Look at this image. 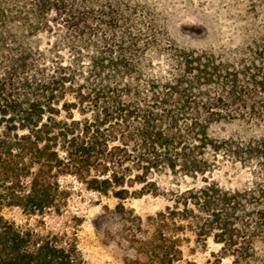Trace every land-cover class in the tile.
I'll return each mask as SVG.
<instances>
[{
    "label": "trees",
    "instance_id": "obj_1",
    "mask_svg": "<svg viewBox=\"0 0 264 264\" xmlns=\"http://www.w3.org/2000/svg\"><path fill=\"white\" fill-rule=\"evenodd\" d=\"M235 36L182 42L149 0H0V264H87L74 231L1 211L61 214V175L119 199L138 264H196L186 231L264 264V24ZM229 164L242 185L215 175ZM149 193L171 203L125 207Z\"/></svg>",
    "mask_w": 264,
    "mask_h": 264
},
{
    "label": "rangeland",
    "instance_id": "obj_2",
    "mask_svg": "<svg viewBox=\"0 0 264 264\" xmlns=\"http://www.w3.org/2000/svg\"><path fill=\"white\" fill-rule=\"evenodd\" d=\"M167 16L168 26L176 39L191 44H206L219 38L234 37L239 29L252 21L264 24V0H149ZM248 16L250 22L243 21ZM257 15L258 18H257ZM244 17V16H243ZM237 32V33H236ZM238 40L240 37L237 38ZM236 39V40H237ZM63 114V113H62ZM215 175L228 186L242 185L245 174L238 166L223 165ZM62 184L71 188L66 208L61 214L28 215L19 207H3L2 213L18 224H36L41 218L49 227L75 232L79 247L87 264H138L122 230V219L115 211L119 199L111 193L104 194L86 189L74 176L61 175ZM160 183L168 193L176 183L161 176ZM173 181V182H172ZM186 178L178 183L182 188L192 184ZM199 183V182H198ZM125 207L145 218L164 209L171 201L164 195L144 194L123 200ZM181 244L184 260L196 264H230V258L218 261L220 245L212 237L205 243L192 232Z\"/></svg>",
    "mask_w": 264,
    "mask_h": 264
}]
</instances>
